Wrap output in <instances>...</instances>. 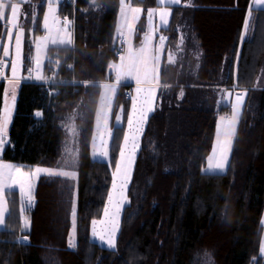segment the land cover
<instances>
[{"label":"trees","instance_id":"1","mask_svg":"<svg viewBox=\"0 0 264 264\" xmlns=\"http://www.w3.org/2000/svg\"><path fill=\"white\" fill-rule=\"evenodd\" d=\"M249 1L181 0V6L171 7L162 31L174 39L175 26L187 13L202 51L199 65L194 71L182 68L170 74L163 64L161 80L172 84L161 87L140 137L125 195L129 203L123 205L114 249L92 241L89 229L101 216L110 189L129 107L126 85L118 87L114 101L108 162L91 158L90 141L100 83L111 80L109 64L119 59L120 0L59 3L60 16L73 17V43L48 48L43 77L52 73V80L18 83L2 158L75 176L38 178L23 232L18 192L13 191L6 227L0 229V264H264L259 253L264 229V9L252 10L236 71L231 64L221 68L223 60L235 56ZM30 2L36 14L26 41L24 73L31 41L42 33L45 7V0ZM131 4L155 5L154 0ZM138 25L136 41L144 31V25ZM5 27L0 21V38ZM217 84H236L247 95L226 170L205 173L216 119L227 111L216 104ZM3 87L0 81V105ZM118 106L123 119L115 126ZM66 148L79 150L75 163L69 162ZM74 203L75 247L70 248Z\"/></svg>","mask_w":264,"mask_h":264},{"label":"snow or ice","instance_id":"2","mask_svg":"<svg viewBox=\"0 0 264 264\" xmlns=\"http://www.w3.org/2000/svg\"><path fill=\"white\" fill-rule=\"evenodd\" d=\"M22 2H30V0H22ZM52 2L53 0H49V11H52ZM55 2L58 4L59 0H55ZM139 2V0H137ZM157 5H163L165 9L171 8L172 6H181V0H156ZM132 0H120V12L124 16L125 20L127 21L129 19L128 17V12L130 11L133 13V16L131 19L133 21L138 20V16L135 14L141 13L143 10L141 8H133L131 7ZM185 7L190 6V4H185L183 5ZM10 7L11 9V15L10 17L7 18V23L9 25H12V28H7V32L9 35V39H11L12 36V29L16 27H20V25L17 22V17L19 13V5L16 3H11V0H8V3L6 4L4 0H0V20H3L6 18L5 14V8ZM256 5H250V11L255 8ZM148 18L151 21L153 16L155 15V10L154 9H148L147 12ZM160 16V27L166 28L168 26L169 19L171 17V12L165 10L159 12ZM48 16L47 14L44 17V27L45 29L48 28ZM16 22V23H14ZM33 22L35 23V17H33ZM67 23V20H65ZM251 24V17L246 16L245 22H244V28L241 34V42L243 43L248 36V29ZM129 28H131L133 31H135V23H130ZM118 33H120V28L118 27L117 29ZM122 35V33H120ZM45 42V46L47 43V37L40 38ZM149 39L148 33H145V42ZM182 39V37H181ZM166 38L161 36L160 41H161V46L155 49V53L153 55H147L146 54V49L144 47H141L139 50L136 52H129V55L127 57V63H123L124 57L121 56L120 59L122 61L121 64H109V69H119L120 71H123L126 76H133L136 80V83L138 85L137 91L138 93H141L143 96V103L141 106V116H147L148 112H150L152 109H148L147 111L144 110L143 104H149L152 101L153 93L158 90L160 85V80L159 76L161 74V71L163 69V65L160 63V53L163 51V45L165 42ZM51 43L53 45L59 44L63 45L65 47L71 46L72 45V40L69 38L68 40H63V39H52ZM16 44H17V51L19 54V47H20V37L19 34H17L16 37ZM39 50H40V44H37V56H36V62L37 66H40V56H39ZM9 55L8 48H4V56L7 57ZM241 58V53L237 51V64L239 63V60ZM20 63L19 59L13 60L11 64V72H12V77L10 80V83L18 84L20 81L17 79V66ZM168 64H175L176 63V57L173 53H169L168 56ZM58 64V62H57ZM4 63L2 60H0V78L6 79L4 75ZM71 67V65H69ZM29 73L32 72V69H28ZM264 71V70H262ZM37 79H42V77L37 76ZM120 77L118 76L117 82H120ZM237 79L239 77L237 76ZM143 85V87H140ZM85 86L87 87L88 84L86 83ZM106 91L104 94H102V101L105 99L109 100V107H110V100L111 97L108 95L111 93V96L115 95V85H101ZM162 87L167 88L169 85H162ZM236 85L233 86V90L235 89ZM225 91V90H221ZM11 94L13 100L15 99V89L13 88L11 92L9 93L8 90L5 92V97ZM181 97L183 96V92L181 91L180 93ZM247 95V90H245L243 93H238L236 95V101L237 103L232 104V110L233 114L231 118L229 117H220L219 122L217 123V136H216V141L213 145V151L212 154L208 156V167L202 169L203 172L205 173H210V172H216L220 171L223 172L225 170L226 163L228 161V157L231 153L232 149V144L233 141L235 140L237 136V126L239 123V115L240 111L242 110V104L243 100ZM224 101H221L220 103H223ZM229 103L231 102L230 100V94H229ZM137 110L136 108V98L133 97V112L135 113ZM37 115H40L39 113ZM101 118V111L98 109L97 110V122L99 123ZM0 119H3L4 123L0 124V152L4 151L6 148V145L8 141L4 139V135L6 133V127L8 120L10 119V112L8 111L7 107L5 108V112L3 117H0ZM117 122H119L120 117H116ZM128 123L131 128L132 123H133V117L129 115L128 117ZM140 129L137 128V131ZM223 130V141L221 140V131ZM73 133L75 135V131L73 129ZM111 135V133H109ZM128 134H125L124 137V144L120 148V156L121 160L117 161L116 163V171L113 173V189H117V183H116V178L119 176L121 178V187L120 191L118 193L120 199L115 201L117 211L113 213L112 215V228L108 233V239H107V245L109 248H115V238L118 232V226L116 222V218L118 217L120 211H122L123 205L125 203H129L127 201L124 191H123V184L128 181L129 178V167L128 165L131 163V156L128 157L127 160L124 159L125 157V146L128 143ZM133 144L135 145V136H133ZM217 149H219L220 152V157L217 160L215 164L212 163L213 159L216 157ZM78 149H70L66 148V155L68 157V160L70 163H75L76 158L78 156ZM36 173H46L50 176H66V177H74L75 173L73 172H68V171H61V172H56L50 169H44V168H36L35 172H29V173H24L21 171V168L12 164H3L0 163V227H6L5 221H6V213L9 211L7 204H6V196L11 197L13 194V190L15 188L14 183H10V181H13L16 176L19 177H28V199L25 201L23 197L26 195L24 191V181L20 182V193H21V213L26 211V208L24 207L25 203L30 207L31 206V191H32V185L30 183L31 177L34 176ZM109 203H113V193H109ZM104 214L105 217L109 216V209L106 206L104 209ZM264 223V222H262ZM97 224L96 220L92 221L93 225V235L95 236V225ZM27 225H25L21 231L23 232ZM76 232V212H75V207H73V212H72V232L70 233L69 236V247L74 248L75 244L73 242V237ZM103 239V237L101 238ZM20 241H17L19 243ZM261 253L264 254V240L261 241Z\"/></svg>","mask_w":264,"mask_h":264},{"label":"crops","instance_id":"3","mask_svg":"<svg viewBox=\"0 0 264 264\" xmlns=\"http://www.w3.org/2000/svg\"><path fill=\"white\" fill-rule=\"evenodd\" d=\"M155 5H151L148 4L147 7H142L139 5H133L131 4V7L133 8H141L144 11L148 12V9H160L158 7H164L163 5H157L156 0H154ZM255 4L256 7L253 9H264V0H250L247 10H246V14L244 16V21L242 24V29L239 35V41H238V46L235 52V56L232 59V61L228 62V59L223 60L222 62V66L221 68H227L229 67V65L231 64L232 69L234 71H236L237 69V51L240 52V48H241V34L244 28V22H245V18L246 16L250 17L252 16V10L250 11V5ZM8 9L9 7H6L5 9V14H6V18L3 20H0L2 22L5 23L6 26V20H7V16H8ZM169 10V12H171V8H167ZM43 15V14H42ZM121 12H120V8H119V12H118V17H117V24H118V20L120 18ZM138 16V20L133 21L131 19V17L133 16V13H131L130 11L128 12V17L129 19L127 20L126 25H127V29L128 32L127 34H123L122 35L120 33H118V35H120L121 37H124V43H123V47H124V53L121 55L123 56L125 59L123 61V63H127V57L129 55V52H136L137 50H139L141 47H144L146 49V54L147 55H153L155 53V49L161 46V41H160V37L163 36L166 38L164 45H163V51L160 53V63L161 65H165L166 67H168V69L170 70V74L172 73L171 70L175 72H178L180 69H190L192 71H194L198 65H199V59H200V54H201V48L199 46V42L197 39V34L195 31L190 30L189 27V19H188V14H185V18L183 19V22L181 21L179 24H177L176 27V36L174 37V39L169 40V35L167 33H165L164 31H162V27H159L158 31L156 30L157 28V20L156 18L152 19V22H150L149 18L147 19L150 23V26H147V28H145V30L143 32H141L140 37L138 39V41H136L134 39V36L136 34V26L139 23V20L141 18L140 13L139 14H135ZM123 17V15H122ZM42 20V18H41ZM146 20V19H145ZM146 20V21H147ZM170 20V19H169ZM130 23H135V31H133L131 28H129V24ZM169 24V22H168ZM116 29H117V25H116ZM192 29V28H191ZM7 31V27H5V31L4 34L2 35L1 38H3V36L6 34ZM145 33H148L149 39L145 42ZM250 34V27L248 29V36ZM247 36V37H248ZM182 37V39H181ZM0 38V39H1ZM173 53L176 57V63L175 64H168V56L169 53ZM1 53H0V60H1ZM120 56V57H121ZM25 57V56H24ZM113 62L112 64H121L122 61L121 59ZM225 59V58H224ZM24 60V59H23ZM264 60V59H263ZM32 62V58H31V54L28 56V66L31 67V63ZM262 68L264 69V61L262 63ZM44 66V65H43ZM35 68H38L37 64H34ZM10 72V66H8L5 69V77H7L6 79L4 78H0V81H3V84L5 85V82H8L7 80H11V78H8ZM43 72V69H42ZM121 72V76H120V82H117V78H118V73ZM114 73L116 75H114ZM17 79L19 81H27V80H33V81H40V80H44L46 78L43 77V73H42V79H37V78H26V77H21L17 75ZM159 80H160V85L162 87V85H171L172 83H164L161 80V74L159 76ZM101 85H115L116 89H115V95L111 96V93H109L108 95L111 97L110 100V107H109V100L105 99L102 101L101 97L102 94L105 93V89L103 87H101V91H100V96L98 99V103H97V107H96V112H95V118H94V126H93V131H92V137H91V141H90V156L93 160H101V161H105L108 162L109 160V147H110V143L112 140V127H111V116H112V110L114 107V101L116 98V94L118 91V87L120 85H126L128 87V89L130 90V97L129 98V107H128V113H127V118L125 121V126H124V134H123V138L119 147V152H118V157H117V161H119V159H121L120 156V148L121 146L124 144V137L125 134H128V143L125 146V157L124 159H127L129 156H131V158L135 159V156L138 152V148L140 145V137L146 127L147 124V119L149 117V115L155 110L157 102H158V96L160 93V89L161 87L158 88V90L156 92L153 93V97H152V101L149 104H143V108L145 111H147L148 109H152L150 112H148L147 116L142 117L141 116V106L143 103V96L141 93H138L137 88L138 85L136 83V80L133 76H126L124 74L123 71H120L119 69H111V80L110 81H103L100 83ZM257 84H261V81L259 80L257 82ZM194 85V84H191ZM236 84H232L229 87L225 88L222 84L221 86L219 84H217L216 86H213L216 88V104L219 106L220 104H222L223 106L227 107V111L225 113H221L218 115L217 119H216V124H215V136L212 142V148H211V152L209 155L212 154L213 151V145L216 141V136H217V123L219 122L220 117H229L231 118L232 114H233V110H232V104L237 103L236 101V95L238 93H243L246 89H238L237 86L235 87V89L233 90V86ZM140 87H143V85H141ZM221 90H225V91H221ZM229 94H230V100L231 102L229 103ZM133 97L136 98V112H133ZM245 99L243 100V104H242V109L244 107V103H245ZM221 101H224L223 103H220ZM101 111V118L99 123L97 122V110ZM241 112L240 111V115L239 118L241 116ZM129 115H131L133 117V123L132 126L130 128L129 123H128V117ZM119 116L120 120L119 122H117L116 117ZM122 119H123V108L122 106H118L115 116L113 118V123L115 126H120L122 124ZM137 128H139L140 130L137 131ZM109 133H111V135H109ZM133 136H135V145L133 144ZM221 140L223 141V130L221 131ZM231 154V153H230ZM208 155V156H209ZM220 157V152L219 149H217V153H216V157L213 159L212 163L215 164L217 162V160ZM208 158V157H207ZM134 159L133 162L131 164H129L132 167V164L134 163ZM229 159H230V155L228 157V161L226 163L225 166V170L227 168V165L229 163ZM116 161V163H117ZM208 167V160L206 162V165L202 168H206ZM116 168V164L115 167L112 170V180H111V185H110V189L108 192V196L104 205V208L102 210V213L107 205V200L109 197V193L112 187V182H113V172L114 169ZM224 170V171H225ZM131 171V169H130ZM223 171V172H224ZM210 173H220V171H216V172H210ZM222 173V172H221ZM130 177V176H129ZM102 215V214H101ZM97 219H93V220H98ZM92 220V221H93ZM91 221V223H92ZM261 224L264 228V210L262 212V216H261ZM90 223V226H91ZM120 223V220H119ZM119 229V228H118ZM90 230V229H89ZM89 236H90V232H89Z\"/></svg>","mask_w":264,"mask_h":264},{"label":"rangeland","instance_id":"4","mask_svg":"<svg viewBox=\"0 0 264 264\" xmlns=\"http://www.w3.org/2000/svg\"><path fill=\"white\" fill-rule=\"evenodd\" d=\"M62 1L63 0H59V3ZM4 2L7 4L8 0H4ZM11 3H16L19 5V13H18V17H17V22L20 25V27H16V28L12 29L11 39H9V35H8L7 31H6V34L3 36V38L0 39V53L2 55L1 60L3 61L4 65H5L4 73H5V69L8 66H10V72H9L10 76L8 78H11L12 77V72H11L12 61L19 59L20 63L17 66V75L18 76H21V77L23 76L26 78H37V76L42 77V73H43L42 69H43V65L45 63V60L47 59L48 48L51 46H63V45H59V44L53 45L51 43V40L52 39L68 40L69 38H71L72 43H73V21L69 20V19L67 20V23L65 21H61L60 20V14L58 13L59 3L57 4L55 2V0H53L52 11H49V0H45V7H44L42 20H41V24H40V28L42 29V33L35 35L31 41V58H32L31 63L32 64H31L30 68L32 69V72L29 73L28 75H26L23 72V68H24V60L23 59H24L25 52H26V44H27L26 41L28 38L31 37L32 29L34 27L33 17H35V14H36V12H35L36 11V5L34 3H31V2H22V0H11ZM158 8H160V9H156L155 15L153 16V18H156V20H157V25H156L157 31H158L160 24H161L159 12L165 11V10L169 11L168 9H165V7H158ZM46 14L48 16V21H47L48 28L47 29H45V27H44V17ZM10 15H11V9L9 7L7 18L10 17ZM140 15H141V18L139 20V24L144 25V30H145V28H147V26H150V23L147 20L148 19L147 12L143 10L140 13ZM125 22H127V21L125 20L124 16L122 17V14H121L120 18L118 20L117 29L119 27L120 33H123V34H127V32H128L127 25ZM150 22H152V20ZM14 23H16V22H14ZM137 26H139V25L137 24ZM137 26H136V28H137ZM6 27L12 28V25H9L7 23V20H6ZM117 29H116V32L118 33ZM17 34H19V37H20L19 54L17 51V44H16ZM44 37L48 38L46 46H45V42L42 39H40V38H44ZM38 43L40 44V50H39L40 66L38 68H35L34 64L35 63L37 64L35 58L38 54L37 53V44ZM5 47H7L8 51H9V55L7 57L4 56V48ZM27 68H29V66H27ZM121 74L122 73L119 72L117 76L120 77ZM114 75H116V74L114 73ZM7 81L8 82H5V85H4L3 91H2V101H1V105H0V117H3L4 112H5V108L7 107L8 111L10 112V119L8 120V123H7L6 133L4 135V139L6 141H9L8 129L10 127V124H11V121H12V118H13V115L15 112V100H16V96H17V85L18 84L10 83V80H7ZM13 88L15 89V99L13 100L11 94H9L6 98L5 97L6 90H8L10 93ZM3 123H4L3 119H0V124H3ZM2 153H3V151L0 152V163L12 164V165L18 166L21 168V171L24 173L35 172L36 168H44V169H50V170H53L56 172H61L59 169L50 168L49 166L41 165V164L34 165L32 168H26L20 164L4 160L2 158ZM127 159H125V160H127ZM133 159L134 158L131 159V163L133 162ZM119 160H121V159H119ZM128 167H129V176H130L131 175L130 169L132 170V167L130 165H128ZM115 171H116V168L114 169V172ZM42 175H48V174L36 173L34 176L31 177V180H30V183L32 185L31 203H32V199H33V190H34L35 183L38 180V178ZM129 180H130V177L128 178V181L123 184V191H124L125 195H126V191L128 188ZM21 181H24V191H25L26 195L23 197V199L26 201L28 199V196H27V193H28V177L27 176H24V177L16 176V178L13 181H10V183L15 184V188L13 191L18 192L20 221H21L22 226H25L28 223L27 210H28L29 206L27 205V203H25L24 207L26 208V211L22 215V213H21L22 197H21V193H20V182ZM116 183H117V189H115V190L113 189V182H112V187L110 190V193H113V203H111V204L109 203V197L107 200L106 206L109 209V216L105 217V214L103 211V213L99 217V219L96 220L97 224L95 225V236L93 235L92 223L90 226V239L92 241L96 242L97 244H99L100 246H104L106 248H109L107 245V239H108V233L113 226L112 225V215H113V213H115L117 211L115 201L120 199L118 193L120 191L122 181H121V178L119 176L116 178ZM5 199H6L7 207H9L8 206V197L6 196ZM73 207H75V203H74ZM73 207L71 210V219H72ZM75 212H76V207H75ZM7 213H6V215H7ZM121 213H122V211H120L118 217L116 218L118 228H119V220L121 217ZM2 228L3 227H0V229H2ZM23 235H25V233ZM102 237H103V239H101ZM262 240H264V229H263V233H262ZM259 253L261 255H264L261 253V245H260Z\"/></svg>","mask_w":264,"mask_h":264},{"label":"built area","instance_id":"5","mask_svg":"<svg viewBox=\"0 0 264 264\" xmlns=\"http://www.w3.org/2000/svg\"><path fill=\"white\" fill-rule=\"evenodd\" d=\"M66 2H73L74 0H65ZM73 20V17H68L66 15L60 17V20L61 21H65V20ZM124 37H119V42H120V45L118 47V50H117V55L118 56H121L123 53H124V47H123V43H124ZM26 74H29V71L27 70L26 71ZM52 80V73H49L46 81H50ZM130 96V90L129 89H126L125 92H124V97L125 98H128Z\"/></svg>","mask_w":264,"mask_h":264},{"label":"water","instance_id":"6","mask_svg":"<svg viewBox=\"0 0 264 264\" xmlns=\"http://www.w3.org/2000/svg\"><path fill=\"white\" fill-rule=\"evenodd\" d=\"M22 239H27V237H23Z\"/></svg>","mask_w":264,"mask_h":264}]
</instances>
